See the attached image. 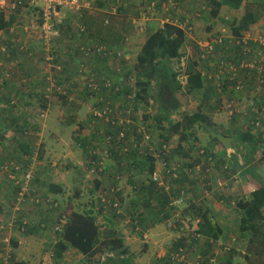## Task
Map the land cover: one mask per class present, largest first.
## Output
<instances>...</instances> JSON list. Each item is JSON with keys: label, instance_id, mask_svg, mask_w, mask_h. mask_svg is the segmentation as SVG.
<instances>
[{"label": "rangeland", "instance_id": "obj_1", "mask_svg": "<svg viewBox=\"0 0 264 264\" xmlns=\"http://www.w3.org/2000/svg\"><path fill=\"white\" fill-rule=\"evenodd\" d=\"M77 1H78L77 6H74V35L77 36V40L74 41V55L79 54L78 52L79 50L82 51V47L85 49V48L90 47L91 45V42L87 41L83 36L80 35L82 33L87 32V31H83V32L80 31V29L84 28L81 25L80 19L83 20V16L85 13L89 14L90 11L95 10V8L103 7L98 2H96V0H77ZM174 1L178 3L180 2L179 3L180 6L177 5V8L175 10H171V6L168 0H125L124 3H120V6H118L119 3L117 0H109L108 4H106L107 7L104 8L103 15H108L106 25L108 24L111 26L112 18L121 17L122 20H119V22H117L116 30L117 32L120 31L118 28V25H120L123 27V31H124V33L123 32L119 33L121 34L119 41L121 45H123L121 47V50L123 52L118 51V50L111 51L110 53L116 52L117 55L119 56V59L118 58L115 59V57H112V58H109L107 62V66L111 65V67H116L119 60H121L122 66L121 68H117V70H115V73L113 72V70H111L109 78L112 79L116 87H119L120 89L131 90L132 92L128 96L125 94V96L127 97H132L131 100L135 98V92L137 91L136 86H135L136 85L135 83L137 81V77H136L137 75L135 73L136 71L134 70V66L137 62V57H139L142 54V46L150 33L156 31L159 28H162L166 23H172L170 22L171 19H179V20L183 19V21H185L186 19H189V25L191 27V30L186 32V41L181 49V59H190V60L197 59L198 58L197 48L199 46V43L201 42L205 44L206 42H210L208 35L219 34L222 32L221 35H224V37H227V31L224 30V27H221L220 22L217 23V21L219 20H215L213 17H210V16L207 17V14L209 15L210 8L206 7V6H209L206 0H174ZM246 1H247L246 2L247 5H244L240 10L235 11V10L226 9L227 11L222 13L220 17H227L231 22L234 19L239 20L244 15L245 11L248 8V5H253L252 6L253 10H256V8L259 5L260 11L263 13V11L261 10V7L264 6V0H246ZM88 4H90L91 8L88 7ZM188 6H192V9L191 7L188 8ZM71 9L72 8H67L65 11H69L70 13H72ZM201 10H205V11L201 13ZM63 16H64L63 19L65 20L67 17V14ZM99 17H102V16H99ZM229 20H227L228 23L223 22V24L224 23L229 24ZM83 22L85 21L83 20ZM38 24L39 23L36 20L35 23L31 24L32 28L30 30L32 36H35L36 38H37V33L39 32L36 29V26ZM211 24H215V25L212 26L211 30H207L208 29L207 26L209 25L210 27ZM257 27L260 29H264V15L259 21V24L257 25ZM60 38L56 39L54 44L49 47L45 46L44 43H42L41 41L40 49H39V50L41 49L43 50L41 51L42 53L41 57L35 54L33 55V53L31 55H28V59L33 63V64L30 63V64L34 67L31 74L23 75V77L19 79L20 72H18L17 77H14L13 73L15 69L9 68L8 70H6L5 74L0 75V93L2 92L4 93L8 89H10L9 91H12L10 93L11 99L16 100L18 102L17 105L25 106L24 113L21 119L18 120V126L24 125L28 129L27 131L29 132V134L27 138L29 139L28 142L30 143V147L32 146L33 148H37V145H40V149H39L40 154H37L38 157H36L37 158L36 163L31 164L33 166L31 168H33L35 172L40 173V177L43 178V180L45 179L44 175L47 176V173H42L40 165L45 166V165L52 164L51 166L52 168H54L57 165H60L64 168L65 165L63 163H67V162L72 163L71 161H75L74 154L72 156L73 160H71L70 158L71 154L69 152V149H72L73 152L77 153V158L79 159L81 158V156H78V154L82 153V151L76 145L77 144V142H75L76 137L74 138L73 142L71 141L69 137L67 139V144H65L66 146H64V145H61L60 142H56L52 136L48 134H47L48 136L47 135L44 136V134L42 133V126H40L41 123L44 122V120H43V116L39 115L41 113L40 112L41 107L37 104L39 102V99L37 98L39 97H33L34 99L32 101L33 105L31 106L25 105L27 104L26 100L30 99L29 96H31L35 92L41 93L44 90H50V93H53L56 90L57 88V86H55L56 74L58 75L60 74V76L64 74V70H62L63 66L60 63H57L58 59L53 56L54 53H57L58 48L59 49L64 48V46L60 45V40H61ZM84 41H87V42H84ZM88 43H89L88 46L86 47L83 46L84 44H88ZM22 45H26V44H21L20 47ZM3 47H6V46L4 45L3 42H0V57L2 56L4 58V59L2 58L1 59L6 60V61L8 60L10 62L11 61L15 62L14 60L17 59V56L14 57L13 53L10 51L9 48H7L6 52H3L2 51ZM104 47L107 48V45L105 44ZM34 53H37V52H34ZM81 55L79 56L83 64H81L80 67H74V69H76L74 70V83H76V85L73 88L74 90L73 94H74V97H76V99L79 100V102L86 101V106L79 104V105H82L83 108H81L79 113L74 118V128L67 130L65 132L67 135L69 134L75 135L77 131H81V133L83 134L82 129L86 131L88 130L89 131V133L87 132L88 134L91 133L92 129L90 128V125L92 124L90 123L89 114L95 110L94 105L96 104V102L98 103L99 97L98 96L89 97L90 92L87 89L88 83H89L90 78H92L93 73L96 75L93 78L94 81L97 78L101 80V78L96 74V72L102 73V77H104L106 73L103 71H99L97 67H96L95 72L93 69L91 70V68L93 67V65L91 64H94V66H96L98 62H97V59L93 58L92 55H89L87 51H85L84 54H81ZM47 57L54 59L52 63L50 62L51 65L49 64V62H47L46 60ZM1 59H0V62H1ZM85 61H89L92 63L87 65ZM177 63L178 64L180 63L178 59H174L173 61L170 62L172 69H176L177 67H179ZM1 65L2 64L0 63V67L2 68L3 66ZM53 66L60 67L61 70H56ZM74 66H79V64H77V61H74ZM13 77L17 79L16 81H14L16 83H13L11 86H8V83L14 80ZM17 89L22 91L23 94L26 95V97H21L22 95L21 93L18 94V93L13 92V91L17 92ZM60 89L61 91L64 92V95H66L65 92L68 93L67 86H65V84L62 88L60 87ZM152 91H153L152 96H154L155 86L152 88ZM77 94L80 97H77ZM108 94H109L108 95L109 97H114L113 99H111V103L114 105L115 108L117 107L119 109L124 102L123 100L126 97L123 96L121 93L118 95L114 94L113 92L108 93ZM176 96L181 103V108L177 111L172 112L171 115L168 116V118L158 111L157 106L153 101H151L150 106H146V105L139 103L138 104L139 109L138 108L135 109V113H134V117L136 118L135 121H133L134 125L138 124L141 127L144 126L147 129H149L150 126L152 125L151 123H155L156 125L155 128L158 131L157 129L158 123L154 119V116L156 117L158 116L161 119H163L162 125L164 127H167L168 129V126L170 125V123L180 121L186 113L190 114L192 112H195L198 109V107H200L199 105L201 104V97H204V94L199 91L188 92L185 89V87H182V89L176 93ZM74 97L72 98L74 99ZM121 97H123L124 99H122ZM212 97H214V94L212 95ZM18 99H20V101H18ZM87 108H89V111ZM21 113L22 111L20 108H16L13 110L10 108V103H7L5 100L0 99V114H2V117L0 118L1 123H2L3 118H6L8 116L19 117ZM30 114H33L34 116H37V117H30ZM145 114H149V119L148 121H145L146 123L143 122ZM243 114L244 115H240L238 117L240 122L235 123L234 124L235 127H234L230 125V121H232L233 118L231 117L226 118L225 114L220 113L223 119L220 118V121L217 122V126L220 128L222 132L218 133L217 132L218 128H217L215 133L217 136L221 138V141H223L224 143H228V144L236 143L235 136L237 132L240 130L244 131L245 129H248V127L251 124V121L248 118L249 113L247 114V112H244ZM69 115L70 113L67 112L66 116H69ZM125 119L128 120L130 119V117H126ZM159 132L164 133L165 131H162L161 129L159 130ZM4 134L6 137L5 140L0 141V165L2 164L3 161L7 159L8 156H10L16 161H18L20 164H22V166L27 167L29 164L25 165L23 161H21V157L18 158V156L16 155L18 153H22V151L18 145L13 144V137H14L13 135H15L14 130L9 129ZM156 134L158 135V133ZM216 135L213 132L206 133L203 129L197 128L196 134L194 136V138L197 140H194V139L191 140L195 142L194 144H192V147H197L199 143L202 144V146L206 143L209 144L212 142L211 140L212 137H215ZM82 137H84V135H82ZM179 138H180L179 135H176L172 138L174 140L173 145H176L177 141H179ZM20 141L27 142L26 138H23V139L21 138V135H20ZM155 142L156 143L162 142L160 136L155 137ZM56 144H59V145H56ZM262 144L263 145L261 147V150L259 149L260 151L258 152L257 159L259 160V162L262 161L261 162L262 165L259 166V170H260V176L263 177L264 179V138L262 139ZM65 147H68L69 149H65ZM244 149H247V148L244 147ZM244 149L243 150L241 149V145L240 143L238 144V141H237V152L241 153L244 151ZM50 151H53L56 154H53V152H50ZM80 161H81L80 165L84 167L83 165L86 161V157H82ZM29 162L31 163L32 160H30ZM218 162H219L218 158H216V160L214 159L213 161H209L208 159L206 160L207 166L205 168H210L212 172L213 169L216 168V164ZM112 167L118 168L116 164H114ZM58 168L59 170L63 172H59L57 169L53 170L52 172L53 175L54 176L57 175V177L55 178V181L59 179L62 182L64 181L63 183L66 185L65 187L66 194H63L61 198L58 199V201H60L58 202L60 204L58 209L66 211V212H72V211L82 212L84 211L83 209L87 210L86 209L87 206L95 205L94 204L95 199H96L95 196L96 197L98 196L99 189L96 191L95 185L93 183H90V184L83 183L82 179L78 178L79 172L73 171V173L70 174L69 172H67L68 170H62L59 166ZM165 168L166 167L164 166L163 167L160 166V168L158 169L159 171H163L164 169L167 172V169ZM169 168L171 167L169 166ZM211 172L210 173L205 172L207 177L212 175ZM129 173L130 172L121 173L122 175L121 180L117 181V184H116V191H117L116 195L122 203L123 211L129 214H139L141 212H136V208L133 209V201H132L133 197L136 198V196L138 197L140 195V194L137 195L139 186L136 189L131 184L130 179L128 180L127 178L129 177ZM194 173L198 175L199 174L202 175V172H199V173L194 172ZM69 175H70V179L67 181V177H69ZM74 177L78 180L80 179L81 184H77L76 182H74ZM207 177L206 179H208ZM63 178H65V180H63ZM164 178H168V177H164ZM78 180H75V181H78ZM172 180L174 181L175 179L165 180V183L163 181L162 182L164 183V185H168V186L171 184L175 185V183H173ZM106 181L107 180L101 181L102 185L108 186L110 184V182H106ZM0 185H1L0 192H2L4 190L10 189L9 187L13 184L9 180H3L2 182L0 181ZM148 185L149 183H146V186ZM205 185H207L206 182H205ZM254 185H255V188H257V185L256 184ZM254 185L251 184L250 187ZM47 186H48V183L45 184V187ZM188 186L189 185L185 186V189L187 191V192L185 191L186 198H183V194H182V196L180 197L181 199L179 203L176 204L178 206L181 203L183 204L182 208H180L182 204L178 208L179 211L183 212V214L178 215V217L174 219V222L178 221L180 218H187V217L189 218L190 214L188 213L187 210L189 209L190 204L187 202V200H190V201L195 200V202H198L199 204L202 203L204 207L206 206L204 203L205 199L204 198H202L201 200L199 199L200 195L202 194L201 186H196L194 188V191H189V189L187 188ZM45 187L43 186V189L41 188L40 191L41 190L44 191ZM79 190L81 191V195L77 197V193H79ZM3 193L4 192L0 193V204L2 205L1 208L7 211L9 207L12 206V209L15 214H13V212L11 211V216L13 217L11 221L12 222L18 221V223H15L12 227H10L9 225H6L5 229L2 231V236L7 237L10 240L18 239V241L22 242L23 246L18 247L15 253L18 263L22 262L21 259L24 257L27 261H29L30 264H54V259H50V256H49L51 251L54 252L53 251L54 249L52 247L53 246L52 239L49 235V232H47L49 229L47 230L44 229V231L42 230L37 233L30 232V235L27 234L25 236H22L26 234L27 232L26 231L22 232V230L18 229L17 227H14L16 224L21 225L23 221L25 220H30L32 221L33 224H39L44 219V223H47L49 221L48 218L50 215L48 212H51L50 211L51 208L47 206H41V207L37 206L36 208H33L32 205H27L28 203H26L25 206L23 207L17 205L16 203L15 208H14L12 205L14 198L9 195H4ZM219 195H220V192L213 191L212 195L210 196H215L217 198L219 197ZM230 197H232L229 199L230 206L232 207L233 205L231 202H234L236 205L237 202L239 201V197H235L234 195L232 196L230 195ZM156 198L159 199V197H156ZM182 200H184V202ZM69 205H71V207ZM140 206L146 207V202L145 201L139 202V204L137 205V208ZM18 209H21L23 213H17L16 210ZM9 211L10 210L2 214L5 216L9 213V217L1 221L3 226L11 218ZM185 211H187V215H184ZM107 215L108 216H105L103 219V223H104L103 225L105 226V228L104 230H101L102 237L106 236L107 232L111 230V228L119 232L121 236H123V231L125 229L129 233L132 232V230H134L132 224L128 223L125 217L117 216L116 214H115L116 216H113L111 210L108 212ZM139 215H142V214H139ZM100 217H101V214H100ZM142 228L144 229V227ZM166 230L168 232H174L173 233L174 236L175 235L180 236L185 241L190 240V239L192 240L193 233L191 231H187L185 229H180V228L175 229V230L173 229L168 230V228H166ZM144 232H145L144 234L147 235V239L144 240L143 237L141 238L140 235H137L139 236L140 239L137 240L134 246L129 245L128 242L125 240V246L129 249V254L132 258L133 264H178V263H172L171 261L167 263L166 260H161V257L158 256L161 251L160 249H163V251H166L167 256L170 255V253H172L175 250V248L171 249V247L173 246L171 239H169L168 243L161 244L162 246L156 247L157 250H155V246L153 245L152 247L154 248L152 250H148L151 247V244H147V243H151L152 241L156 242V240L161 242L163 240L160 239L161 237L155 236L157 234L156 230L152 232L147 230ZM223 237H225L224 240L222 238V240H219L218 243L216 244H214L215 242H213L214 245L212 246L213 249L216 250V252H218L219 249H222L224 247L227 248V250L225 249V251L228 253L220 254V256L222 257L220 260V264H229V263H225L222 260L225 256L228 257L230 255V251L228 249L230 250L234 249L235 256L238 254L237 260L240 258L238 260L239 262L235 261L231 264H247V261L245 259V254H244V252H246L247 242L245 241L243 236L240 234L239 226L237 224L233 225V227H231V230L227 233V236L224 235ZM203 239L204 238H201L202 243L200 245H198L199 242L195 244L194 243L190 244L188 248V253H189L188 261L186 260V264H194L195 261L198 260L199 257H202L203 251L207 250L206 245L203 242H205L208 239L206 240L205 239L203 240ZM143 241L144 242L148 241V242L144 243ZM21 249H23V251H21ZM65 255H66L65 261H63V258L59 260L60 262L63 261V264H97L98 263V262H93L89 259H84V257H82L78 253H72L68 251ZM106 256H108V258H115V259L118 258L117 253L116 254L108 253L106 254ZM102 258L103 260L104 259L106 260L105 255ZM179 264H183V263H179Z\"/></svg>", "mask_w": 264, "mask_h": 264}, {"label": "trees", "instance_id": "obj_2", "mask_svg": "<svg viewBox=\"0 0 264 264\" xmlns=\"http://www.w3.org/2000/svg\"><path fill=\"white\" fill-rule=\"evenodd\" d=\"M19 1V0H16ZM24 2L25 0H21ZM120 3H124L125 0H117ZM208 2L209 6H206L207 8H210L209 15L207 14V17H213L218 18L220 16V13L224 9L228 10H240L244 5L246 4V0H206ZM180 3V2H179ZM178 2L176 4L180 6ZM38 7V11L41 10V4L37 5H31ZM253 5H248L247 10L245 11L244 15L239 19H234L232 22L226 18L222 21L225 23H228L227 20H229V26L232 29V33L234 34L235 39H241V44L236 45L237 47L231 48V49H225L223 52V58L229 59V55L231 60H233L234 52L237 54H242L245 51V47H252L254 44V40H248L247 42L244 41V32L246 31H255L257 28L256 26L259 24V21L264 15V6H260L256 8V10H253ZM192 9V6H188V8ZM121 8V7H120ZM206 8V9H207ZM22 9V8H21ZM19 10V9H17ZM16 10V11H17ZM205 10H201V13H203ZM69 11H64V14H67L66 19L71 16V13L69 14ZM79 13V12H78ZM66 19L63 20V22L60 24V32L62 33L63 30L66 28ZM39 25L42 24V19H39ZM10 22V23H9ZM81 25L84 27L80 29L81 32L87 31V24L83 22L82 19H80ZM12 25V19L6 20L5 14L0 13V30L8 29L9 26ZM211 30V29H209ZM39 33V32H38ZM85 38V33L80 34ZM77 40V36L74 35V41ZM186 41V35L184 31L177 27V25H173L171 23H166L162 28L157 29L156 31L150 33L145 40L143 46H142V54L137 57V62L134 66V70L136 71V89L135 92V98L133 100H129L127 96L132 92L129 89H115L116 85L113 86V88L106 87V80L104 79H111L109 78V75H106L102 77V73L96 72V74L101 78L97 81L99 83V89L98 90H92L89 87H87L88 91L90 92L89 97L98 96L99 100L98 103L94 105V111L89 114L90 123L93 125H90V128L92 129L90 134H87L83 138H79L77 142L78 148L82 151L83 155L82 157H86V161L84 163V167H82L79 164H76L77 172H79L78 178L82 179L83 183H93L95 185L96 191L98 189H101L102 182H110V184L107 186V188H116L117 181L121 180V173L124 172H130L133 173L135 171V159H131L132 156L128 155V152H124V147L126 144L127 147L130 149V147H134L135 145H139L138 140H143L142 134L137 133V128L139 127L138 124L134 125L135 117V109H139L138 104H143L146 106H150L151 101H153L157 109L160 113H162L165 117L168 118L169 115H171L172 112L177 111L181 108V103L179 99L176 96V93L182 89L181 82L178 80V72L176 69H172L170 62L174 59H180L181 58V49ZM224 43H228V39H224ZM86 42V41H84ZM103 41H97L96 45H90L92 46V57L96 58L99 63H102L104 65H107L108 59L115 57L119 59V56L117 53H110L112 50L111 48H106V53L104 51H99L100 46L104 47L105 44H102ZM107 44V43H106ZM88 44H84L83 46H88ZM107 47H109L107 45ZM87 48L82 47L81 54H84ZM28 55V54H27ZM54 57H56V54H53ZM242 58L249 59L250 55L243 53ZM57 58V57H56ZM47 60V59H46ZM238 60V59H237ZM54 61V59H53ZM121 60L117 63L116 67H109L110 70H113L115 73V70L117 68H121ZM58 63V62H57ZM193 61H190V66L187 67V73L189 76L187 91L193 92L196 90H202L205 87V82L207 80H203V77L201 75V71H197L195 69V65ZM235 64H238V62ZM239 66V65H237ZM63 70V69H62ZM0 75L5 74L6 70H0ZM107 70H103V72H106ZM95 72V70H94ZM12 75V73H11ZM94 77L96 76L93 73ZM55 86H57L56 90L53 93H50V90H44L43 92H35L32 94L30 99L26 100L25 105L31 106L32 101L34 100L33 97H39V102L37 103L44 111L43 114L40 113L39 115L43 116V120H47L52 105L57 102L61 101L64 97L66 98V95H64V92L61 91L59 88L60 85H58V80H62L60 74H56L55 77ZM10 81V80H9ZM257 83V81H256ZM13 83L10 81L8 83V86H11ZM22 84V83H21ZM76 84V83H75ZM7 86V87H8ZM155 86V95L152 96V88ZM8 89L6 92L0 93V99L5 100L7 103H11L12 99L10 97V93L12 91H9ZM15 93H21V97H26L25 94H23L22 91L17 89V92ZM107 92V93H105ZM114 93L116 95L122 94L126 98L124 99L123 104L118 110L122 111V116L130 117L128 119L129 123L125 124V127L123 125H120L117 123V119L119 118L116 116L117 109L114 107V105L111 103V99L114 97H109L108 93ZM49 97V98H47ZM84 98V97H82ZM20 101V99H18ZM35 104V102H34ZM112 104V105H111ZM133 106H132V105ZM24 105H15L14 107L10 105L11 109L20 108L22 113L19 117L17 116H8L6 118L2 119V123L0 122V141L5 140V132L9 129L14 130L15 134L18 135L19 133L26 132L28 129L24 125L18 126V120L21 119L23 113H24ZM107 109V116L106 117H99L96 112L102 111L104 109ZM131 109L130 113H126L124 111L125 109ZM134 109V110H133ZM26 110V109H25ZM97 110V111H96ZM38 115V116H39ZM151 115V114H150ZM249 115V119H250ZM2 117V114H0V118ZM30 117H37L33 114H30ZM106 118L108 120H106ZM149 114L144 115L143 122L148 121ZM155 121L158 123L157 129L162 131H165L164 134H162V138L165 142L169 141L171 138H173L176 135H179V141L183 142L187 140L189 137H194L196 134L197 128L203 129L206 133H212L215 132L214 123H213V117L210 115V113H206L200 109H198L196 112L192 114L186 113L180 121L170 123V125L167 127H164L162 125L163 119L160 117L154 116ZM254 120H251V124L249 126V129H246L245 131H238V142H242L245 144H248V149H250V157L248 158V161L245 160L246 164L245 166H249L247 168V172H251L254 176V184L257 185V188L251 192L249 195V198H242L240 199L236 206L238 210L242 212V217L240 219L239 224V230L240 234L245 239L246 243V252H245V259L247 261V264H264V179L260 176V170L259 166L262 165V161L257 162L255 161V155L260 149L259 142L261 141L262 131L261 130H252L254 129V125L252 124ZM29 123V122H28ZM135 126L134 129L132 127ZM83 127V126H82ZM89 128V127H88ZM252 128V129H251ZM126 129V130H124ZM146 129V127H145ZM264 130V127L263 129ZM147 131V130H146ZM121 133H124V138H121ZM133 134V135H131ZM174 135V136H173ZM22 136L24 137V134L22 133ZM21 136V138H22ZM25 138V137H24ZM134 138V140H133ZM14 141L16 142V145L19 146L22 153L16 154L18 158L21 157V161L25 165L30 164V160L34 158L35 154H40V151L38 149H34L32 146L30 147V143L27 141H20L16 140L14 138ZM152 142V141H151ZM164 142V143H165ZM150 143V142H149ZM168 145V144H166ZM169 146V145H168ZM180 149H182L181 146H179ZM40 149V148H39ZM102 151L101 153H98L99 151ZM162 147L158 150L161 153ZM177 151V150H176ZM211 155V153H210ZM145 159L147 160V163L149 166L148 174L151 176V174L155 171L156 165L155 161L151 158V152H149V155H146ZM72 163H63L65 167L63 168L60 165L55 166L52 168L51 165H40L41 169L47 173L46 179L43 180V178L40 177V173L35 172L34 177L32 178L31 182L29 183L30 194H26V198L24 201L20 203V206L32 205L33 208H36L37 206L41 204V201L37 203V199L30 200V196L33 193V187L35 189V193L33 195L37 194V189L39 192V198H45V199H51L53 202H60L58 201L59 198L63 194H66V188L64 187V184L61 182H55L53 180V170L57 169L58 166L62 170H70L71 174L74 171V161H71ZM255 164H254V163ZM4 161L2 162V164ZM134 163V164H133ZM116 164L118 168H113L112 166ZM254 164V165H253ZM112 165V166H111ZM75 166V168H76ZM111 166V167H110ZM109 167V168H108ZM25 170H28V167H24ZM59 169V168H58ZM182 170L181 179L178 181V178H175V185H169L168 191L172 189L171 195L174 198L181 197L186 194L185 188L187 184L186 180L183 181V176L185 171L184 169L180 168L179 170L176 169V173H179V171ZM178 174V175H179ZM73 176V175H72ZM154 177V176H153ZM80 179L74 178V182L77 184L80 183ZM3 180H9V178L6 176H1L0 181ZM78 180V181H75ZM94 180V181H93ZM154 180V179H153ZM24 180H21L19 183L12 184L9 188V190L4 191V195L6 194V191H10L12 193V197L14 198V201L12 203L13 207L15 208V204L17 203V199L19 196V193L22 191ZM48 183V186L45 187V184ZM155 183H158V181H155ZM179 183V185H177ZM189 183V182H188ZM183 184V186H182ZM44 188V191H40V189ZM182 187V188H181ZM166 188L163 189L164 192H167ZM149 193H152L149 195ZM146 196L148 203L146 206L152 205V199L156 200L157 207L160 209L159 212L156 213L158 215L159 220L163 221L164 219L169 218L170 212L167 210L169 208L175 209L179 211V209L174 205L173 203L169 204L170 202V196L166 194H161L159 190H153L150 191ZM140 195H143L142 193H139ZM81 195V191L79 190V193H77V197ZM144 196H140V199L137 200V202H144L143 199ZM156 197H159L157 199ZM95 205H93L89 210H84L82 212L80 211H72V212H66L63 210H59L60 204L58 203L57 207H51V212H48L51 216V218L56 217L58 214L65 216L66 215V224L63 226L62 231L59 233L57 237V242L53 244V259L54 264H62L63 261H65L66 253L74 251L78 254H82L84 256V259H89L93 262H98L97 264H133L132 258L129 254V249L125 246V240L123 236L119 234L115 229L111 228L106 234V236L102 237L101 230H104L105 226L103 225V217L107 215L106 213H103L100 208L101 199L99 200L98 196H95ZM52 202V203H53ZM187 202L190 204L189 209L187 210L189 215V218H180L177 222L181 224V220H189L191 222H195L196 220H199L200 222L197 223V230L195 232L192 231V240L190 239V243H198L200 245L202 241L200 238L196 236V234H200L202 238L206 240L203 242L206 245L207 250L203 251L202 257H201V263L202 264H208L210 263V258H216L217 254L216 250L213 249V245L209 240L219 241L225 239L223 237L225 235V231L221 229L218 226H213L211 224V218L209 217L208 211L204 210V206L202 203H198L194 201L187 200ZM71 207V205H69ZM10 210V216L11 211L14 213L12 206L9 207ZM7 210V211H8ZM56 211V212H55ZM187 211L184 212V215H187ZM17 213H23V211L17 210ZM56 213V214H55ZM101 214V217H100ZM155 215V216H156ZM9 217V213L6 215V218ZM185 217V216H183ZM23 218V217H22ZM13 217L11 216L10 220L4 224V226L9 225ZM29 224L26 226V232H29L30 228L38 227V224H33L30 220H25ZM97 221H100L99 223ZM18 223V221H17ZM0 226H2V222L0 221ZM212 227V228H211ZM203 239V240H204ZM218 242H215V244ZM17 243L12 239L10 242H5L0 238V264H26L25 262H19L16 260L15 253L17 251ZM111 253H117L118 258H108L106 254ZM211 254V255H210ZM105 255L106 260H103V256ZM124 257H121V256ZM235 256V251L232 249L230 251L229 256ZM63 258V261L60 262L59 260ZM228 263L231 264L233 261L228 260Z\"/></svg>", "mask_w": 264, "mask_h": 264}, {"label": "crops", "instance_id": "obj_3", "mask_svg": "<svg viewBox=\"0 0 264 264\" xmlns=\"http://www.w3.org/2000/svg\"><path fill=\"white\" fill-rule=\"evenodd\" d=\"M12 1L13 0H8V3ZM96 2H98L103 7L99 5L101 8H95V10L90 11L89 14L85 13L83 16V20L87 24V28H88L87 32L85 33L86 34L85 39L91 42V45H95L97 41H103L102 44L107 43L106 45L109 46L107 48H111L112 51L113 50L122 51L121 47L123 45H121L119 41V38L121 36V34L119 33H122V32L124 33L123 27L118 25V28L120 31L117 32L116 30L117 22H119V20H122V18L121 17L112 18L111 26L108 24L106 25L108 15H103V12H104V8L107 7L106 4H108L109 0H96ZM31 5L32 4H26L24 7H21L22 9L20 8L17 11L8 10V7H4L0 9V13L5 14L6 20L10 21V19H12V25L9 26L8 29L0 30V42H3L4 45L10 49L14 57L17 56V59L14 60L15 62H12V61L10 62L8 60L7 61L2 60L4 58L1 56L0 59L1 58L2 59L0 63L2 64L1 66L3 67L2 68L0 67V70H3V69L8 70L9 68H12V69L14 68L15 70H14L13 75L14 77H17L18 72H20L19 79L23 77V75L31 74L32 70L34 69V67L31 65L33 63L28 59V55H27L28 52H26L25 50L27 51L31 50L33 55L35 54V55H38L39 57L42 56L41 51H43L42 49L39 50L40 43H41V40L39 39V36H40L39 33H37V38H36L35 36H32L30 32L32 28L31 24L35 23L36 20L38 21V23L40 21L39 20L40 13L37 9L38 7L31 6ZM88 7H90V4H88ZM225 11L227 10L226 9L222 10V12L220 13V16ZM71 12H72L71 16H69L66 19V28L63 30L61 34V38H60L61 39L60 45L64 46V48L63 49L58 48L57 53H55L58 59V63H60L63 66V70H64V74L61 76L62 80H58L59 82L58 85H60V87L62 88L65 84V86H67L68 93L65 92L66 98L64 97L61 101H57L52 105L51 112H50L48 119L45 120L40 125L42 126V133L44 134V136L48 134L52 136L56 142H60V144L64 146H66L65 144H67V139L69 137L72 142L74 138L76 137L75 142H78V139L83 138L82 135L86 136L89 133L88 130L86 131L83 129H82L83 134L81 133V131H77L75 135L74 134L67 135L65 133L67 130L74 128L75 116L79 113L81 108H83L82 105L86 106V101L79 102V100L76 99V97H74V94H73L74 93L73 88L76 85L74 83V70H76L74 69V67H80V65L83 63L79 56L81 55L80 50L78 52L79 54L74 55V10H71ZM99 16H102V17H99ZM220 16L214 19L219 20L217 21V23L220 22L221 27H224V30L227 31V37H234L231 27L228 24H225V23L223 24L222 20L226 19L227 17H220ZM215 24H211L210 27L208 25L207 30L212 29V26H214ZM256 28L258 27L256 26ZM250 30L244 32V37L248 40L255 41L251 47V57L253 59L254 57H257L258 53L261 50V46L258 42L261 40V37L264 35V29L258 28L255 31H250ZM183 31L185 32V35H186L187 31L185 30ZM221 34L222 32L219 34L208 35L209 36L208 38L210 41H212L217 36H224ZM21 44H26V45H22L20 47ZM200 44L204 45L201 42L199 43V46L197 48V53L201 51ZM33 51L37 53H34ZM188 60L190 59H187V61ZM74 61H77V64H79V66H74ZM178 61L180 62L181 58L178 59ZM190 61H193L194 63H196L195 69L197 71H200L199 62H197L196 59H191ZM190 61L187 62V66L188 65L190 66ZM85 62L87 65L92 63L89 61H85ZM97 62L98 64L96 66H94V64H91L93 65L91 70L92 69L96 70V67H97L99 71L107 70L105 74L110 75L111 70L109 69V67L107 65H104L103 63H99V61ZM189 76L187 79V83L182 84L186 90L188 86ZM255 78H256L255 75H253L250 79L247 80V88H246L247 91H243V92L233 90L232 88L233 83L229 81H226L224 85V88L226 91L223 95H220L217 93L216 91L217 85L214 81H211V82L204 81L205 87L200 91L196 90L204 94V97H201V104L199 105L200 107H198V109L206 113H210V115L213 117V123H214L213 128L215 129V132L217 128H218V131H217L218 133L222 132L220 128L217 126V122L220 121V118L223 119L220 113L225 114L226 118L227 117L233 118V120L230 121V125L234 127H235L234 125L235 123L240 122L238 117L240 115H244L243 114L244 112H247V114L249 113V115H251L250 121L255 120L256 118L259 117L258 114L252 109L256 108V109L261 110L264 108V91L262 89H258ZM16 80L17 79L14 78L12 83H16L14 82ZM213 94H214V97H212ZM72 97H74V99ZM77 97H80V96H78L77 94ZM79 104H82V105H79ZM87 109L89 111V108ZM67 112L70 113L69 116H66ZM151 124L152 125L150 126V128L149 129L146 128V130L150 134V138L152 139V142L145 143L143 140L142 141L138 140L139 144L141 143L140 146L135 145V148L130 147V149L127 148L129 144L128 145L126 144L125 146V148H127L126 152H128V155L132 156L131 159L136 160L135 171L133 173H129V177L127 178L128 180L130 179L131 184L136 189L139 186L137 195L139 193L143 194V195H139L138 197L136 196V198L133 197V200H132L133 209L136 208V212H141L139 214H142V215H139V214H128V215L132 216L131 222L138 221L139 222L138 225L140 227H144V229L149 230L151 232L156 230L157 234L155 236L161 237L160 239L163 240L161 242H159L158 240H156V242L152 241L150 243L151 247L148 250H152L154 248L152 247V245L155 246V250H157L156 247L162 246L161 244L168 243L169 239L172 240L173 246L171 247V249L175 248L178 250L180 247L181 248L183 246L187 247L190 243V240L185 241L180 236H177V235L174 236L173 235L174 232H168L166 230V228H168V230H172V229L175 230L179 228L187 230L177 221L174 222V219L178 217V215L183 214L182 211H177L175 209L169 208L167 209L170 212L169 218L164 219L163 221H160L158 215H156V213L159 212L160 209L157 207L155 197L154 199H152L153 201L152 205L148 204L146 207L140 206L137 208V205L139 204L137 200L140 199V196H144L143 199L147 204L148 200L146 199L147 198L146 195L150 191H153V190H156V192L157 190H159L161 194H166L170 196L169 204L173 203L174 205H176L177 203H179L181 198L180 197L174 198L171 195V192L173 190L170 189L168 191V188H166L168 185H165V187L159 186L157 183H155V180H153V176L155 174H157L160 180L163 181L164 183H165V180L175 179L172 176V174H168V172H166L164 169L163 171H159L158 168H160V166L163 167L164 164H166L168 168L170 166L171 168L169 169H171L172 171L173 169H177V170H179L180 168L184 169L185 171L184 175L186 176H183V181L186 180V182L187 181L189 182V183L187 182V184L189 185L187 187L189 191H194V188L196 186H201L202 194L200 195L199 199L200 200L202 198L205 199L204 203L207 207L205 206L204 210L208 211L207 213H209V217L211 218V224L213 226H218L221 229H223L225 231V236H227V233L231 230V227H233V225L237 224L239 226L240 219L242 217V212L238 210L234 202H231L233 206L232 207L230 206L229 199L232 198L230 197V195L239 197V200L242 198H249V195L251 194V192H253L256 189L254 185V180H255L254 176L252 175L251 172H247V168L249 166H245L246 164L245 160L248 161V158L250 157V149H248V144L238 142V144L240 143L242 150L244 149V147L247 148V149H244L243 152L238 153L237 152V141H238L237 134L235 136L236 143L228 144V143H224L223 141H221V138L217 136L215 132H213L217 137L216 136L212 137L211 139L212 142L210 140L211 143L209 144L206 143L203 146L200 143L199 144L196 143L198 144V146L192 147V144H194L195 142L191 140L192 139L197 140L194 137L192 138L189 137L187 140L183 142L177 141L176 145H173L174 140L172 138L169 141L165 142L162 138L163 136L162 134L164 133H161L159 132V130L158 131L156 130L155 123H151ZM134 128L135 126L132 127V129ZM240 131H243V130H240ZM156 133H158V135ZM79 134H80V138H79ZM156 136H160L162 142L156 143L155 142ZM261 137L262 139L264 138V133H262ZM262 139L259 142L260 150L263 145ZM164 144L165 145L168 144L170 148V152L167 157H163L162 155L159 154V151H158ZM56 145H59V144H56ZM179 146H181L182 149H180ZM65 149H69V148L65 147ZM50 152H53V151H50ZM69 152L71 154L70 156L71 160H73L72 156L74 154V159H75L74 172H76L79 169L77 168L76 164H79V165L81 164L80 159L82 158L83 153L78 154V156H81V158L79 159L77 158V153L73 152L72 149H69ZM149 152H151V156H152L151 158L155 161V165H156L155 171L151 174V176L148 174L150 165H148L147 160L145 159L146 157H148L146 155H149ZM258 152L255 155L254 162L258 161L257 159ZM53 154H56V153L53 152ZM209 157L213 159L218 158L219 162L216 164V168H214L215 170L213 169L212 172L211 171L208 172V173L211 172L212 175L207 177L205 173L207 168L205 167L207 166L206 160H208ZM57 170L59 172H63L59 170L58 168ZM70 170L71 169H69L67 172L71 174ZM41 171L42 173H45L43 169H41ZM179 172H180L179 178L181 179L180 175L182 174V170ZM194 172H197V173L202 172V175L195 174ZM44 176L46 179L47 176L46 175ZM56 177L57 175L56 176L53 175L54 181ZM164 177H168V178H164ZM206 177L208 179H206ZM179 178H178V181L180 180ZM69 179H70V175L69 177H67V181ZM63 180H65V178H63ZM55 182L63 183L64 181L62 182L61 180L57 179ZM172 182L175 183V180L174 181L172 180ZM205 182L207 183V185H205ZM146 183H149V185L146 186ZM251 184H253L254 186L250 187ZM177 185H179V183H177ZM64 187H66L65 184H64ZM164 188H166L167 192L163 191ZM182 189H185V188H182ZM213 191L220 192L219 197L216 198L215 196H210L212 195ZM151 194L152 193H149V195ZM5 195L11 196L12 193L10 191H6ZM185 195L183 196V198H186ZM182 201L184 202V200ZM1 206L2 205L0 204V221H3L6 219V215L4 216L2 214H4L7 211L3 210ZM179 206L177 205L175 207L179 208ZM91 207L92 206H87L86 209L89 210ZM182 207H183V204L180 206V208ZM112 215L116 216L113 211H112ZM105 216H108V215H105ZM50 218L51 216H49L48 220H50ZM126 221L130 222L128 220ZM97 222L99 223L100 221H97ZM42 224H44V219L39 223L38 227L30 228L29 232H27L26 234L22 236H25L27 234L30 235V232L37 233L42 230L44 231V229L42 228ZM187 231H190V230H187ZM123 236L125 240L128 242V244L132 246H134L137 240L140 239L134 230H132V232L129 233L125 229L123 231ZM13 240L15 241V243H17V247L23 246L22 242L18 241V239H13ZM215 242H218V241H215ZM160 250L161 251L158 255L159 257L167 255L166 251H163V249H160ZM21 251H23V249H21ZM215 254L220 255L221 253L220 251H218ZM237 255L236 256L233 255L232 257L225 256L222 260L225 263H228V260L233 261V262L235 261L239 262L238 260L240 258L237 260V257H238ZM21 260L27 264H30L29 261H27L24 257Z\"/></svg>", "mask_w": 264, "mask_h": 264}, {"label": "built area", "instance_id": "obj_4", "mask_svg": "<svg viewBox=\"0 0 264 264\" xmlns=\"http://www.w3.org/2000/svg\"><path fill=\"white\" fill-rule=\"evenodd\" d=\"M171 10H175L177 8V4L174 0H168ZM26 4H32V5H37L41 4V10H39L40 13V19H42V24H38L36 26V29L39 31V39L44 43L45 46L49 47L54 44L55 40L61 37V32H60V24L63 22V15L64 11L67 8H72L71 10H74V6H77L78 1L77 0H25L22 2L21 0L16 1L13 0L12 2L8 3V0H0V9L4 7H8V10L11 11H16L17 9H20L21 7H24ZM62 14V15H61ZM172 22L171 24L177 25V27L181 28L182 30L185 31H190L191 27L189 25V19L183 21V19H171ZM228 39V43H224V39ZM244 41H248L244 37ZM241 39H235L234 37H224V36H217L215 37L212 41L206 42L204 45H201V51L197 53L198 58L196 59L197 62L200 64V71L203 79L207 81H214L217 85V93L220 95H223L225 93V88L224 85L226 81L232 82V88L235 91L243 92L247 91V80L250 79L253 75H255V80L257 81V86L258 89H262L264 91V35L261 37V40L258 42L261 46V50L258 53L257 57H254L252 59L251 57V47H245V51L243 53H246L250 55L249 59H244L242 58V54H237L234 52L233 55V60H231L229 55V59H224L223 58V52L225 49H231L237 47L236 45L241 44ZM92 46L88 47L86 49L87 53L89 55H92ZM99 51H104L106 53L107 49L105 47H98ZM3 52L7 51V47L2 48ZM28 52V55L32 54L31 50H25ZM47 62L52 63L53 58L47 57ZM238 59V60H237ZM187 59H181L180 63L178 64L179 67L176 68V71L178 72V80L182 84L187 83L188 79V73H187ZM235 62L238 64H235ZM51 65V64H50ZM239 65V66H237ZM56 70H61L60 67L53 66ZM241 69V70H239ZM94 75H92V78H90L88 87L92 90H98L99 89V83L97 79L94 81ZM106 80V87L108 88H113L114 83L112 79H104ZM115 89H119V87H116ZM49 98V97H47ZM129 100L132 99V97H127ZM125 103V102H124ZM18 102L16 100H12L10 105L15 106L17 105ZM107 109H104L102 111H97L96 114L103 118L106 117L108 112ZM117 109V107H116ZM258 114V118H256L252 124L254 125L253 130H261L264 133L263 127H264V108L259 110L256 108L252 109ZM43 109L41 108V113L43 114ZM126 113H130L131 109H125ZM116 116L119 118L117 119V123L120 125H123L125 127V124L129 123L128 120L125 119V116H122V111L118 110L116 111ZM106 120H108L106 118ZM126 130V129H124ZM24 134V137L28 141L29 139L27 138L29 132L24 131L22 132ZM22 133H19L18 135H13V144H16L14 141V138L17 140H20V135L22 136ZM137 133L142 134L143 136V141L145 143H149L152 141L150 138V134L146 131L145 127L139 126L137 128ZM125 134L121 133V138H124ZM22 136V139L24 138ZM134 140V138H133ZM40 145H37V148L39 150ZM128 148V147H127ZM127 148L124 147V152L127 151ZM135 148V146H134ZM129 149V148H128ZM102 151L100 150L98 153H101ZM170 148L168 145H163L161 153L159 152L160 155L163 157H167L169 155ZM37 154L34 155V158L32 159V162L27 166L28 170L24 169V166L20 164L18 161L13 159L12 157L8 156L7 159L4 161L3 164L0 165V177L1 176H6L9 178V181L12 182L13 184L19 183L21 180H24V184L22 187V191L19 193L18 199H17V205L20 206V203L24 201L26 198V194H30L31 188H29V183L31 182L32 178L34 177L35 170H33V167L31 164L36 163L37 160ZM209 161H213V158H208ZM216 160V159H215ZM166 167L168 174H172L174 178L179 177L178 174L176 173V169H171L166 166V164L163 165ZM211 171L210 168L206 169V172ZM153 179L155 181H158L159 186H164V183L160 180L159 176L157 174L154 175ZM33 193H35L34 187ZM31 194L30 200L37 199V203L41 201V206H47V207H57L58 203L53 202L51 199H45L39 198V192L37 189V194L33 195ZM117 191L116 188H107V186H102L101 189L98 191V198L99 200L101 199L100 203V208L103 213H108L109 210L113 211L117 215H122L123 210L121 207V202L119 198L117 197ZM53 202V203H52ZM20 210V209H18ZM17 211V210H16ZM128 221L131 222V216H127ZM66 215H60L58 214L56 217L50 218V220L47 223L42 224V228L48 230L49 235L53 241V243L57 242V237L59 233L62 231L63 226L66 224ZM133 224L136 226V231L141 230L140 226L138 225V221H132ZM182 226L186 228L187 230L195 232L197 230V223H199V220H196L195 222H191L189 220H181L180 221ZM17 221H11L9 223V226L12 227ZM29 223L26 221H23L21 225H15L14 227H17L18 229L22 230V232L26 231V226ZM5 229V226H0V238L4 240L5 242H10V239L7 237L2 236V231ZM198 238H202L200 234H196ZM144 239H147V235H143ZM210 242L213 244V241L210 240ZM225 249L227 250L226 247L220 249L223 252H225ZM230 250V249H228ZM51 257V255H50ZM171 259L176 261V262H184L186 260V247L183 246L182 248L180 247L178 250L173 252L171 254ZM210 263L208 264H218V260L216 258H210L209 260ZM195 264H202L201 261H197Z\"/></svg>", "mask_w": 264, "mask_h": 264}, {"label": "clouds", "instance_id": "obj_5", "mask_svg": "<svg viewBox=\"0 0 264 264\" xmlns=\"http://www.w3.org/2000/svg\"><path fill=\"white\" fill-rule=\"evenodd\" d=\"M178 176H179V175H178ZM120 202H121V201H120ZM121 207H122V203H121ZM109 211H110V210H109ZM109 211H108V212H109ZM106 214H108V213H106ZM128 214H129V213H127V212L124 211L122 215H117V214H116V215H117V216H123V217H125L126 220H128L127 216H130V215H128ZM131 217H132V216H131ZM128 223L132 224V226H133V228H134V231L137 233V235H140L141 238L143 237V235H144V233H145L144 231H147V230H144L142 227H140L141 230L136 231V226L133 224V222H128ZM38 225H39V224H38ZM181 225H182V224H181ZM47 232H48V231H47ZM123 238H124V236H123ZM143 238H144V237H143ZM124 240H125V238H124ZM144 240H145V239H144ZM52 242H53V241H52ZM143 242H144V241H143ZM146 242H148V241H145L144 243H146ZM53 244H55V243H53ZM147 244H150V243H147ZM189 246H190V244L186 247V260H187V261H188V254H189V253H188V248H189ZM176 250H177V249H175L173 252H175ZM218 251H220L221 254H222V253H228V252H226V251L223 252V251L220 250V249H219ZM229 251H231V250H229ZM173 252H172V253H173ZM53 253H54V252H52V251L50 252V254H49V256L51 255L50 259H53ZM74 253H76V252H74ZM172 253H170V255H168V256H167V255L162 256V257H161V260H166L167 263L171 261L172 263H178V264H179V263H183V264H186V260H185L184 262H176V261L172 260V259H171V254H172ZM80 255H81L82 257H84L82 254H80ZM121 257H124V256L122 255ZM221 258H222V257H221L219 254H217L218 264H220V260H221ZM197 261L200 262V261H201V257H199L198 260L195 261V263H196ZM195 263H194V264H195ZM62 264H63V263H62Z\"/></svg>", "mask_w": 264, "mask_h": 264}]
</instances>
